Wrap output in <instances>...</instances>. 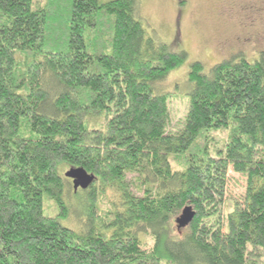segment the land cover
I'll use <instances>...</instances> for the list:
<instances>
[{
	"label": "trees",
	"instance_id": "trees-1",
	"mask_svg": "<svg viewBox=\"0 0 264 264\" xmlns=\"http://www.w3.org/2000/svg\"><path fill=\"white\" fill-rule=\"evenodd\" d=\"M239 54L190 64L173 129L181 85L161 84L188 53L147 34L139 0H0V264H264V52Z\"/></svg>",
	"mask_w": 264,
	"mask_h": 264
},
{
	"label": "rangeland",
	"instance_id": "rangeland-1",
	"mask_svg": "<svg viewBox=\"0 0 264 264\" xmlns=\"http://www.w3.org/2000/svg\"><path fill=\"white\" fill-rule=\"evenodd\" d=\"M107 2L109 0H100ZM140 14L147 34L156 42L168 45L172 50H186L185 63L172 71L161 87L172 94L169 99L171 127H179L188 110L189 91L187 76L190 64L201 61L205 71L216 63L232 55H243L252 61L264 52V0H139ZM224 139L226 133H220ZM219 136V137H220ZM226 210H231L232 202L240 200L245 190V177L232 169L228 171ZM109 200L115 195L109 191ZM105 201V200H104ZM107 208V204L102 205ZM45 213L55 215L57 209L44 199ZM189 209H184L174 218L173 230L177 237L186 232V226L178 219L186 218ZM77 214L69 213L63 224L72 228ZM75 223V222H74ZM147 246L153 240L146 236Z\"/></svg>",
	"mask_w": 264,
	"mask_h": 264
},
{
	"label": "water",
	"instance_id": "water-1",
	"mask_svg": "<svg viewBox=\"0 0 264 264\" xmlns=\"http://www.w3.org/2000/svg\"><path fill=\"white\" fill-rule=\"evenodd\" d=\"M66 176L72 178L75 189H78L79 187L87 188L89 187L90 184L93 183L95 179V176L93 174L88 173L82 167L71 168L66 172ZM186 209H189V213L187 217L178 219V222L181 225H185V226H187V224L190 222L193 216V211L191 210V208H186Z\"/></svg>",
	"mask_w": 264,
	"mask_h": 264
}]
</instances>
